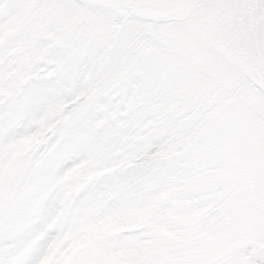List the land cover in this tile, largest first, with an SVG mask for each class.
<instances>
[{
    "label": "snow or ice",
    "instance_id": "6c2138e0",
    "mask_svg": "<svg viewBox=\"0 0 264 264\" xmlns=\"http://www.w3.org/2000/svg\"><path fill=\"white\" fill-rule=\"evenodd\" d=\"M216 6L244 10L264 40V0H0V166L13 145L35 136L17 158V169L18 175L40 181L11 214L0 215V264H40L49 245L70 231L72 218L97 204L100 216L120 212V186L157 171L176 143L173 130L145 127L152 117L141 116V106H130L131 86L109 83L114 58L104 57L107 46L74 56L67 37L104 26L110 40H120L148 27L184 22L180 14L156 18L142 9ZM235 72L248 93L264 101L259 47L250 65ZM241 104L250 119L264 121V106ZM190 117L187 113L183 119ZM187 158L178 154L170 170L181 171ZM92 165L112 170L89 177ZM217 191L191 192V209L177 208L176 197L155 207L156 215L197 214L186 226L187 235L173 242L165 264H264V209L236 207ZM61 210L64 217L53 223ZM146 230L118 233L113 251L127 253L130 264H149V253L141 247ZM204 233L217 239H202Z\"/></svg>",
    "mask_w": 264,
    "mask_h": 264
},
{
    "label": "rangeland",
    "instance_id": "374dc122",
    "mask_svg": "<svg viewBox=\"0 0 264 264\" xmlns=\"http://www.w3.org/2000/svg\"><path fill=\"white\" fill-rule=\"evenodd\" d=\"M254 23L242 9L216 6L194 10L180 25L148 27L120 40H110L104 26L67 37L74 56L107 46L104 57L114 58L109 83L131 86L135 95L130 106L139 105L141 116L152 117L145 127L160 133L173 130L176 143L157 171L120 186V212L100 216L97 204L73 217L70 231L49 245L40 264H130L124 262L127 253L113 251L118 231L113 221L106 222L108 218L119 225L123 219L133 226L150 223L142 233L141 247L149 253V264H165L173 255V242L187 235L186 226L197 214L156 215L155 207L176 197L177 208L191 209L193 201L187 196L205 188L219 189L216 195L236 207L264 209V121L250 119L241 104L246 100L264 106V101L251 96L235 72L250 65L254 48L264 51ZM187 113L191 117L185 120ZM35 140L28 137L11 148L24 146L0 178V215L11 214L40 182L35 176L18 175L17 169L25 145ZM178 154L188 158L181 171L172 172L170 162ZM105 171L92 165L87 175ZM58 213L55 222L64 217L63 210ZM162 221L168 222L167 227ZM202 239L217 238L204 233Z\"/></svg>",
    "mask_w": 264,
    "mask_h": 264
},
{
    "label": "trees",
    "instance_id": "16d2710c",
    "mask_svg": "<svg viewBox=\"0 0 264 264\" xmlns=\"http://www.w3.org/2000/svg\"><path fill=\"white\" fill-rule=\"evenodd\" d=\"M25 146H27V145H25ZM21 147H24V146H21ZM21 147H19V148H21ZM19 148L17 149H13V150H11V155H10V157H9V159H8V161H7V163L6 164H4L3 166H0V178H1V176L4 174V171L6 170V168L8 167V165H9V163H10V161H11V159H12V157L14 156V154H15V152L16 151H18L19 150ZM112 169H107V171H111ZM66 180L67 179H71V175H69V176H67L66 178H65ZM58 214L59 213H57V215L54 217V220H53V223L55 222V220H57L56 218H58ZM113 221L114 223H115V225H116V229H117V234L118 233H120V232H122V231H131V230H135V229H139V228H147L149 225H150V223H145V224H141V225H139V226H133V225H131V224H128L127 222H125V220L123 219V220H121V222H120V225L118 224V222L116 221V220H113V219H110V218H108L107 220H106V222H109V221ZM165 220H167V219H164V221ZM162 223H164L163 221L160 223V224H162ZM167 223L168 222H165L163 225V227H167ZM126 260V261H125ZM125 260H124V262L126 263V262H130V260H129V258H128V256H125Z\"/></svg>",
    "mask_w": 264,
    "mask_h": 264
},
{
    "label": "water",
    "instance_id": "95a60500",
    "mask_svg": "<svg viewBox=\"0 0 264 264\" xmlns=\"http://www.w3.org/2000/svg\"><path fill=\"white\" fill-rule=\"evenodd\" d=\"M145 15L160 18L170 15H183L184 20H186L194 10L192 9H177V8H161V7H155V8H145L142 9Z\"/></svg>",
    "mask_w": 264,
    "mask_h": 264
},
{
    "label": "flooded vegetation",
    "instance_id": "af4514ba",
    "mask_svg": "<svg viewBox=\"0 0 264 264\" xmlns=\"http://www.w3.org/2000/svg\"><path fill=\"white\" fill-rule=\"evenodd\" d=\"M263 53H264V51H263Z\"/></svg>",
    "mask_w": 264,
    "mask_h": 264
}]
</instances>
